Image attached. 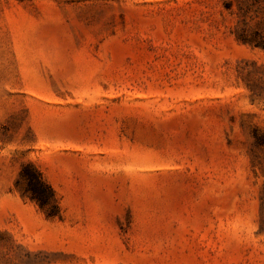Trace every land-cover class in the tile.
<instances>
[{"label":"rangeland","instance_id":"1","mask_svg":"<svg viewBox=\"0 0 264 264\" xmlns=\"http://www.w3.org/2000/svg\"><path fill=\"white\" fill-rule=\"evenodd\" d=\"M0 264H264V0H0Z\"/></svg>","mask_w":264,"mask_h":264},{"label":"trees","instance_id":"2","mask_svg":"<svg viewBox=\"0 0 264 264\" xmlns=\"http://www.w3.org/2000/svg\"><path fill=\"white\" fill-rule=\"evenodd\" d=\"M15 189L22 198L36 204L46 218L60 217V209L54 191L32 164L26 163L21 166Z\"/></svg>","mask_w":264,"mask_h":264}]
</instances>
